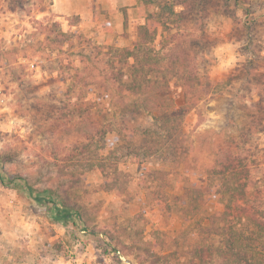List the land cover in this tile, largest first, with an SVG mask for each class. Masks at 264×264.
Returning a JSON list of instances; mask_svg holds the SVG:
<instances>
[{
    "label": "rangeland",
    "instance_id": "rangeland-1",
    "mask_svg": "<svg viewBox=\"0 0 264 264\" xmlns=\"http://www.w3.org/2000/svg\"><path fill=\"white\" fill-rule=\"evenodd\" d=\"M208 1L209 16L200 17L188 15L193 13L188 9L178 14L185 9L182 4H175L169 16L173 0H0V231L11 257L5 264H149L137 246L153 247V242L165 256L163 264H191L198 221L224 205L209 196L198 215L185 221L174 203L186 181H198L207 190L211 180L205 170L230 145L245 156L255 180L264 181L262 113L252 132L242 134L251 124L249 99L259 96L244 91L245 76L230 80L239 63L255 59L251 46L245 49L255 30L261 32L257 41L264 47V0H248L229 15L221 13L225 0ZM150 12L161 13L158 21L164 13L169 16V28H158L157 44L164 35L178 34L173 46L181 47L185 64L202 77L191 85L171 80L170 96L176 105H193L181 125L184 146L176 153L165 149L140 159L121 158L119 168L129 173L122 194L101 187L105 177L99 168L71 186L65 179L73 170L68 165L77 161L69 155L75 153L74 122L79 114L74 107L77 90L70 88L71 75L80 65L75 55L79 48L77 43L47 41L44 25L57 21L64 31L78 29L96 43L125 47L137 39L138 26ZM249 21L250 28L244 30L242 24ZM254 23L261 25L253 29ZM204 34L208 45L200 39ZM98 106L102 121L115 113L109 97ZM151 124L150 116L136 122L134 139L145 138L141 149L150 141L152 133L146 136L143 131ZM12 180L39 190L53 188L60 198L79 197L95 227L111 231L120 242L102 232L81 236L80 227L54 220L45 205L12 188Z\"/></svg>",
    "mask_w": 264,
    "mask_h": 264
},
{
    "label": "trees",
    "instance_id": "trees-1",
    "mask_svg": "<svg viewBox=\"0 0 264 264\" xmlns=\"http://www.w3.org/2000/svg\"><path fill=\"white\" fill-rule=\"evenodd\" d=\"M173 1L171 13L167 12L169 16L175 4L185 6L178 14L183 15L188 9L193 11L188 15L201 17L203 13V16H209L211 3L208 0ZM228 1L225 0L227 4L224 5L226 7L221 11L222 14L229 15L249 3L248 0ZM230 6H233L232 10L229 9ZM261 6H264V1ZM246 8L248 10L249 7ZM167 14L162 15L163 21H158L156 16L161 13L150 12L146 21L138 26L137 39L125 47L96 43L78 29L64 31L57 21L44 25L48 32L47 41L53 44L62 41L72 45L77 43L79 48L75 55L80 65L71 75L74 82L70 88L77 90L74 107L79 114L74 122L77 137L75 153L69 155L71 158L76 157L77 161L68 165L73 170L69 173L70 177L65 179L71 186L79 184L82 176L99 168L105 177L101 187L122 194L128 184L129 173L119 168L121 158L131 155L140 159L165 149L176 153L178 147L184 146L181 125L185 114L193 105H176L170 96L171 80L177 78L186 85H191L194 79L199 82L202 77L185 64L181 47L178 49L173 46L172 42L177 39L178 34L164 35L157 44L159 26L169 28ZM252 21L242 24L244 30L250 28ZM259 25L261 23H254L253 29H258ZM252 33L245 49L251 46L255 59L239 63L237 71L230 78L232 80L234 76H245L244 91H254L259 96L257 100L253 96L249 99L252 109L248 113V119L251 124L244 130L243 136L252 132L253 126L262 120L259 114L264 116V47L257 41L261 32L255 30ZM208 38L204 34L200 39L208 45ZM85 78L86 84L82 83L78 87ZM206 79L208 93L211 85L208 77ZM83 86L88 88L84 90ZM90 92L93 97H88ZM108 97L115 113L108 120L102 121L98 117V105ZM244 104L247 106L248 102ZM143 116L152 118V124L143 131L146 136L152 133L145 149H141L144 137L138 142L134 139L136 122ZM67 133L68 131L64 134ZM221 151L217 163L205 170L211 180L207 190L203 189L200 182L187 180L185 191L175 197L174 204L185 221L198 215L201 202L206 201L209 196L219 199L224 205L223 209L198 221L199 239L189 253L191 264H211L215 261L217 264H264V181L261 183L255 180L252 169L245 164V156L231 145ZM63 184L65 183L61 186ZM10 186L26 198L45 205L54 220L80 227L79 231H84L81 236L89 238L102 232L120 242L119 237L111 231L95 227L88 207L79 197L71 198L67 194L60 198L53 188L39 190L16 180H12ZM1 235L0 231V264H5L11 257ZM153 244V247L139 244L137 251L146 255L145 259L149 264H163L161 259L165 256H162L158 245ZM125 246L121 245V248H126ZM60 247L61 245H57V250ZM115 250L120 251V248L115 247Z\"/></svg>",
    "mask_w": 264,
    "mask_h": 264
}]
</instances>
